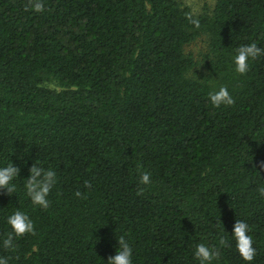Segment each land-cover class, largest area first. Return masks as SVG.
I'll return each mask as SVG.
<instances>
[{"label": "trees", "instance_id": "obj_1", "mask_svg": "<svg viewBox=\"0 0 264 264\" xmlns=\"http://www.w3.org/2000/svg\"><path fill=\"white\" fill-rule=\"evenodd\" d=\"M43 4L0 0V165L20 168L14 193L0 189V237L17 209L34 223L0 256L102 264L122 235L132 264H199L198 243L219 250L213 264H245L237 219L264 264V55L243 75L232 63L241 44L264 48V0H215L199 27L176 0ZM200 35L194 75L185 47ZM219 85L232 105L209 103ZM35 162L57 175L47 209L23 188Z\"/></svg>", "mask_w": 264, "mask_h": 264}, {"label": "clouds", "instance_id": "obj_2", "mask_svg": "<svg viewBox=\"0 0 264 264\" xmlns=\"http://www.w3.org/2000/svg\"><path fill=\"white\" fill-rule=\"evenodd\" d=\"M32 7L36 12L44 10L43 0H31ZM188 22L194 27H199L200 21L194 16L188 17ZM264 55V48H261L255 42L241 44L234 50L232 63L236 73L241 75L248 72L250 63L257 57ZM208 101L213 107L230 106L234 103L233 97L228 88L219 85L209 91ZM20 168L14 165L10 160L0 165V189L7 193H14L15 183L19 175ZM23 188L26 196L33 206L42 209L49 207V193L57 183V175L52 168H44L37 162L29 168V175L23 180ZM142 184L149 183V173L143 172L140 175ZM257 193L264 199V185L257 187ZM80 195L79 192L76 193ZM6 224L9 231L3 237H0V248L12 251L15 248V239L25 234H34V223L29 215L22 210H15L6 217ZM249 225L243 220L235 219L232 225L231 238L235 242V249L245 264H253L256 256V248L253 246V237L249 234ZM223 243V241H221ZM116 249L114 255L108 257L102 264H132L133 248L124 236H116ZM220 253L217 248L209 247L205 243H198L193 250V256L199 261V264H213L218 259ZM0 264H9L5 256H0Z\"/></svg>", "mask_w": 264, "mask_h": 264}, {"label": "rangeland", "instance_id": "obj_3", "mask_svg": "<svg viewBox=\"0 0 264 264\" xmlns=\"http://www.w3.org/2000/svg\"><path fill=\"white\" fill-rule=\"evenodd\" d=\"M180 6L188 8L193 16L209 14L214 6L215 0H176ZM208 51V38L205 35L198 36L192 43L185 47V53L190 55L196 62L194 75L205 74L203 67L205 55ZM52 87V86H51Z\"/></svg>", "mask_w": 264, "mask_h": 264}]
</instances>
